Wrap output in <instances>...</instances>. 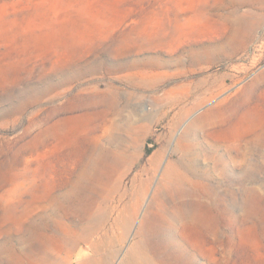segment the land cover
Here are the masks:
<instances>
[{
	"label": "rangeland",
	"instance_id": "1",
	"mask_svg": "<svg viewBox=\"0 0 264 264\" xmlns=\"http://www.w3.org/2000/svg\"><path fill=\"white\" fill-rule=\"evenodd\" d=\"M131 263L264 264V0H0V264Z\"/></svg>",
	"mask_w": 264,
	"mask_h": 264
},
{
	"label": "bare ground",
	"instance_id": "2",
	"mask_svg": "<svg viewBox=\"0 0 264 264\" xmlns=\"http://www.w3.org/2000/svg\"><path fill=\"white\" fill-rule=\"evenodd\" d=\"M185 131H186V130H185ZM185 131H184V132H185ZM184 134H186V132H185ZM180 137H181V136H180ZM180 137H179V139H180ZM183 137H184V136H183ZM181 138H182V137H181ZM148 210H149V209H148ZM123 214H124V213H123ZM121 215H122V214H121ZM145 215H146V214H145ZM145 215H144V216H145ZM163 216H164V215H163ZM120 218H121V217H120ZM156 219H157V218H156ZM156 219H155V220H156ZM147 220H148V219H147ZM155 220H153V221H155ZM159 220H160V219H159ZM156 221H158V220H156ZM141 222H142V221H141ZM143 222H144V221H143ZM148 222H150V221L148 220ZM148 222H147V223H148ZM158 222H159V221H158ZM160 223H161V222H160ZM141 224H142V223H141ZM146 225H147V226H150L151 223H150V225H148V224H146ZM160 225H162V224H160ZM139 227H141V226H139ZM155 228H156V227H155ZM155 228H154V229H155ZM158 228H159V227H158ZM158 228H157V229H158ZM159 229L162 230L161 228H159ZM147 230H148V229H147ZM138 231H139V230H138ZM138 231H137V232H138ZM153 231H155V230H153ZM137 232H136V233H137ZM140 232H141V230H140ZM138 233H139V232H138ZM151 233H152V232H151ZM156 233H157V232H156ZM156 233H154V234H156ZM161 233H162V232H161ZM164 233H165V232H164ZM148 234H149V233H148ZM169 234H170V232H169ZM156 235H157V234H156ZM156 235H155V236H156ZM152 236H153V234H152ZM157 236H158V235H157ZM164 236H165V235H164ZM171 236H172V235H171ZM158 237H159V236H158ZM167 238H169V237L167 236ZM150 239H151V238H150ZM159 239H160V238H159ZM161 239H162V238H161ZM163 239H164V237H163ZM156 240H158V239H156ZM152 241H153V240H152ZM159 241H160V240H159ZM159 241H158V242H159ZM162 243H163V242H162ZM83 251H84V250H83ZM140 253H141V252H140ZM127 258H129V257H127ZM132 258H133V257H132ZM131 264H132V263H131Z\"/></svg>",
	"mask_w": 264,
	"mask_h": 264
}]
</instances>
